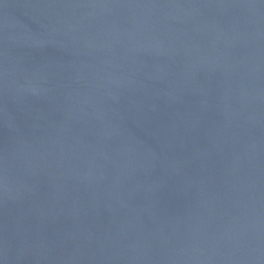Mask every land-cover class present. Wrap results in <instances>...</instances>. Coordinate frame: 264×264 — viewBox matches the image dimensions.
I'll use <instances>...</instances> for the list:
<instances>
[{"label":"water","instance_id":"1","mask_svg":"<svg viewBox=\"0 0 264 264\" xmlns=\"http://www.w3.org/2000/svg\"><path fill=\"white\" fill-rule=\"evenodd\" d=\"M0 264H264V0H0Z\"/></svg>","mask_w":264,"mask_h":264}]
</instances>
